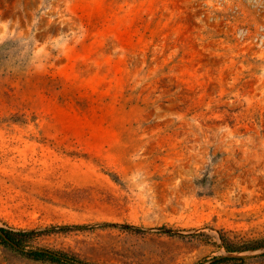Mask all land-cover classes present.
Instances as JSON below:
<instances>
[{
  "label": "rangeland",
  "instance_id": "1",
  "mask_svg": "<svg viewBox=\"0 0 264 264\" xmlns=\"http://www.w3.org/2000/svg\"><path fill=\"white\" fill-rule=\"evenodd\" d=\"M65 258L264 264V0H0V264Z\"/></svg>",
  "mask_w": 264,
  "mask_h": 264
},
{
  "label": "trees",
  "instance_id": "2",
  "mask_svg": "<svg viewBox=\"0 0 264 264\" xmlns=\"http://www.w3.org/2000/svg\"><path fill=\"white\" fill-rule=\"evenodd\" d=\"M1 233L3 234V237L8 240L9 242L15 243L17 245H19L20 243V239L23 237H26L29 235V233L26 232H14L11 230H1ZM29 257H31L32 259L35 260H41V259H47L50 261H60L59 257L56 256V254L52 253V252H48V251H31L29 253ZM67 263L69 264H80V262L75 261L72 259V261L69 258H65ZM73 262V263H72Z\"/></svg>",
  "mask_w": 264,
  "mask_h": 264
}]
</instances>
